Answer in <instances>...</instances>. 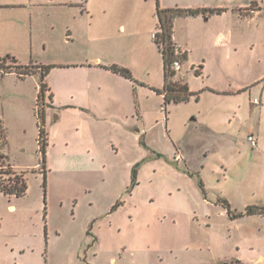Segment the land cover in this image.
<instances>
[{"label":"rangeland","instance_id":"rangeland-1","mask_svg":"<svg viewBox=\"0 0 264 264\" xmlns=\"http://www.w3.org/2000/svg\"><path fill=\"white\" fill-rule=\"evenodd\" d=\"M240 1L159 5L231 7ZM100 5L108 6L103 16ZM90 7L96 21L108 23L107 38L95 30V16H76L72 40L62 45L61 17L54 30L40 31L47 25L42 15L32 37L42 32L53 44L42 51L34 43L32 52L24 10L0 7V73L34 67L20 70L11 57L22 64L67 60L83 66L100 57L132 76L55 68L51 78L61 88L50 114L60 119L48 114L38 141L39 115L49 106L44 94L34 106L33 78L23 85L14 76L0 79L7 133L5 138L0 121V155L9 157L0 156V184L16 176L28 185L19 198L0 191V264H233L231 258L264 264V216L230 220L217 200L226 199L237 212L264 205V8L252 18L231 10L209 19L202 13L175 17L172 30L186 52L169 79L186 83L192 95L164 104L156 92L163 84L161 52L152 38L156 0H91ZM119 21L124 33L114 29ZM90 80L100 90L85 86ZM113 100L120 108H107L101 121L91 122L84 108L75 107L100 111V102ZM248 133L256 146L246 140ZM42 138H48L45 198ZM86 147L94 153L89 164L83 161ZM259 254L263 258L256 261Z\"/></svg>","mask_w":264,"mask_h":264},{"label":"crops","instance_id":"crops-1","mask_svg":"<svg viewBox=\"0 0 264 264\" xmlns=\"http://www.w3.org/2000/svg\"><path fill=\"white\" fill-rule=\"evenodd\" d=\"M90 1L91 0H86L83 5H79V3H76L75 1L73 2L72 0H8L5 2H0V7L4 6V7H9V8H14V9L18 8V9L24 10V15L27 17V19L29 20V23H30L29 49L32 52L34 43H36V45L38 47H41L42 51H46V50L50 49V47L53 44V42H51V40L49 38L42 36L43 35L42 32L40 33L41 36L38 39H36L35 37H32V31L35 29L34 21L36 18H38L42 15H45L47 18V25L45 23V26L43 27V29H39V30L40 31H52L55 29L56 21L58 20L59 17H61L60 21L62 23V28L64 31V37H63L62 41L60 42V44H62V45L69 44L72 40L73 33H74L72 31V22L76 19V16H78L79 18H84V19H86L88 17L89 21H92V18L95 16V21H96V15L97 14L95 11H93L91 9ZM254 1L255 0H242L239 3H234L231 7L225 6L223 4H217L216 6H212V7H197V8L220 9V12L206 11L205 14L202 15L203 17L206 16L205 17L206 19H209L210 16H213V15L214 16H221L224 13H226L228 10L236 12L237 14H239L240 18L241 17L242 18H246V17L252 18L255 13L263 10V8L262 9L257 8L254 4ZM161 7H163V6H161ZM250 8H254V11L249 12L248 10ZM99 9H100L99 13H102V14H99V16H103L106 12L109 11L108 6H106V5H100ZM244 11H246L248 13L247 14L240 13V12H244ZM103 12H105V13H103ZM77 14H79V15H77ZM94 23H95V28H96L95 30L99 32L101 39L104 40L105 38H107L109 26H108V23L105 21V19H101L100 21H96ZM90 25H89V28H90ZM157 27H159V25H157ZM126 28H127L126 25L121 21L116 22L115 26H114L115 31L121 32V33H124L126 31ZM173 37H174L175 41L178 42V40L176 39L177 37H176L174 32H173ZM161 57H162V55H161ZM186 59H188V56ZM92 60H93L92 64L88 63V64H86V66H83V64H81V65L76 64V63L74 64L73 62H70L67 60H58L55 63L49 64V65H52V67L49 68V70L46 73V76L44 78V82L46 84V87H45L43 94L45 97V101L49 104V106H47V108L45 110L44 121H45L47 115L50 114V111L53 110V108H55V106H54L55 100L54 99L57 98L56 92L58 91V88H61L60 84L58 85V82L56 83L55 80L53 78H51L52 72H54L55 68H57V70L60 72H65V71H68L70 69L69 67L79 66L81 68L85 67L86 70L90 71L91 73L97 72V71H102L106 74L108 72H110L112 75H117V76L119 75L117 73L112 72L110 69L106 68V66H109L112 64H117L116 62H112L114 60H111L110 62H108L109 60H102L100 57H95ZM17 63H19L21 65H33L34 67H32L31 71L28 74H24V75H19L15 71H8V72L6 71L3 73H0V79H4L6 77H13L14 76L13 82H17L18 85L19 84L23 85V84H25V82L27 80L33 78L32 80L35 82V87L33 88V90H34L33 101H34V106H35L37 99H38V94L40 91V78L38 80H36L35 75L39 74V76H40V66L41 65H48V64H36V63L35 64H33V63L22 64L18 60H17ZM162 64H163V61H162ZM201 67H202L201 68V74H203L204 69H205L204 64ZM184 76L186 77V75H182L181 77H184ZM95 85H96L95 82H92V80H90L89 83L85 86H87L91 90L92 89H99L100 90V87L98 85L97 86H95ZM162 86H163V84L159 87L161 88ZM100 104H101V106L95 107V108H100V111H97L94 108L88 107V106L83 107V106L75 105V107L84 108L85 109L84 111H86L87 117L89 118V120L91 122H93V121H101L102 119H104L105 118L104 115H106L105 113H108L106 111L107 108L111 109L113 107L114 111L117 112L118 111L117 109L120 108L122 103L118 100H113L112 102L103 101V102H100ZM114 111L112 113H114ZM51 114H52V118L54 120L60 119L59 113H56V112L54 113V111H53ZM51 114H50V116H51ZM110 114H111V112H110ZM0 121H1V125L3 126L4 132H5V138H6L7 133H6V130L4 128V124H3L1 117H0ZM46 140H47V146H48V138ZM47 146H46V162H45L46 173L48 171V169H47ZM85 152H86V157H84L83 161L86 164L93 162V156H94L93 151L89 147H86ZM94 152H95V150H94ZM2 154H3V156L8 157L6 152H2ZM11 164H12V166L15 167V165L12 162H11ZM22 169H24V168H22ZM46 173H45V175H46ZM26 185H27V182H26ZM27 190H28V185H27L26 191ZM10 196H14V195H10ZM14 197H16V196H14ZM16 198H19V197H16ZM9 207L13 208L14 205L11 204ZM255 215L264 216V215H260V214H255ZM250 216H253V215H250ZM242 217H244V216H242ZM242 217H239V218H242ZM239 218H236V219H239ZM236 219H230V220H236ZM43 220L45 221V219H44V207H43ZM45 223L46 222H44V224ZM46 228H47V226H46ZM262 258H263L262 255L259 254L255 260L258 261ZM230 260H233V262H234L233 264L239 263V260H236L235 258H231ZM225 263L226 262H224L223 264H225Z\"/></svg>","mask_w":264,"mask_h":264},{"label":"trees","instance_id":"trees-1","mask_svg":"<svg viewBox=\"0 0 264 264\" xmlns=\"http://www.w3.org/2000/svg\"><path fill=\"white\" fill-rule=\"evenodd\" d=\"M206 11L209 12H220V9H207V8H162L159 5V0H156V13L158 18V29H160V33L158 34V37L160 38V41H162L165 44L164 50H160L162 55V61H163V86L161 88L156 89V92L159 94H163L164 98V104H167L171 101L174 102H181L188 100L189 97L192 95L189 93V88L186 83H175L172 82L169 78L174 76V71L170 69V63L172 62L174 56L171 49V36L173 35V20L177 16H187V15H197L199 13H202V15L205 14ZM155 44L158 47L157 41H154ZM159 48V47H158ZM14 62L17 63V60L14 57H11ZM17 67L21 70L28 65H21L17 63ZM52 65H41L40 66V91L38 96H42L46 87V84L44 82V78L46 76V73L48 72L49 68H51ZM29 68V67H28ZM106 68L110 69L112 72L117 73L121 76H124L126 78L132 79L131 72L128 68L118 65V64H112L109 66H106ZM30 71H18L17 73L19 75L28 74ZM39 135L42 137L43 133H46L44 131V115L43 113L39 115ZM43 143L39 147V151L41 154V164L44 169L42 173V187L44 190V198H45V187H46V175H45V162H46V146H47V140L43 138ZM3 156V155H0ZM132 181H134V175L132 178ZM202 186V184H201ZM27 189L26 182L24 180L20 179V177H14L10 180L9 185H2L0 184V191L4 193L5 195H14L16 197H21L25 194ZM222 206L226 209V213L230 219H236L242 216H250L255 214L264 215V205L261 204H248L245 206L243 211H232L229 202L224 198H218L217 199ZM116 205H113V208ZM46 216V207H44V218ZM44 234L46 236V225L44 224ZM223 264V263H222ZM226 264V263H225Z\"/></svg>","mask_w":264,"mask_h":264},{"label":"built area","instance_id":"built-area-1","mask_svg":"<svg viewBox=\"0 0 264 264\" xmlns=\"http://www.w3.org/2000/svg\"><path fill=\"white\" fill-rule=\"evenodd\" d=\"M254 4L257 8H264V0H255L254 1ZM248 11L250 12H253L254 11V8H250ZM160 29L156 30L155 32L152 33V38L154 41H157L158 43V47L160 50H164L165 48V44L160 41V38L158 37V34L160 33ZM171 49H172V53H173V60L172 62L170 63V69L172 71H174V73L178 72L181 68V65H182V57L185 56V52L186 50L184 48H182V46L180 44H178L173 35L171 36ZM2 72V71H0ZM253 102H257L256 99L253 100ZM38 133H39V129H38ZM40 135H38L37 137V141L40 140ZM43 140V138H42ZM246 140L250 143L251 146H256L257 144V141H256V138L255 136L252 134V133H248L247 136H246Z\"/></svg>","mask_w":264,"mask_h":264}]
</instances>
